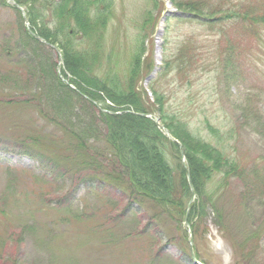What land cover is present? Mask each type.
Masks as SVG:
<instances>
[{
	"label": "rangeland",
	"instance_id": "obj_1",
	"mask_svg": "<svg viewBox=\"0 0 264 264\" xmlns=\"http://www.w3.org/2000/svg\"><path fill=\"white\" fill-rule=\"evenodd\" d=\"M15 1L31 24L0 0V264H235L237 245L244 264H264V0H92L109 14L102 41L74 35L91 76L159 102L184 165L187 145L164 120L200 161L219 159L204 146L230 160L201 194L188 170L181 202L134 198L101 114L106 91L90 104L66 87L74 22L45 0ZM30 29L55 34L56 47Z\"/></svg>",
	"mask_w": 264,
	"mask_h": 264
},
{
	"label": "trees",
	"instance_id": "obj_2",
	"mask_svg": "<svg viewBox=\"0 0 264 264\" xmlns=\"http://www.w3.org/2000/svg\"><path fill=\"white\" fill-rule=\"evenodd\" d=\"M92 3V0H45V4L53 8L57 17L61 20L69 19L74 22V26H71L73 35L68 33L70 39H67L61 46L65 65L64 75L65 72L70 75V83L77 85L80 92L88 97L87 100L90 104L102 99L101 94L98 93V90L102 89L106 91L107 97L113 103L110 107L105 108L106 110L100 111L102 116L109 121L107 136L116 151L115 158L119 163L117 170L118 172L120 170V174L125 178V184L133 190L136 199L142 200L140 196L143 194L148 201L164 200L172 197L171 199L181 202L183 199L185 200V196L191 193L190 183L186 175L189 170L195 191L199 194L203 193L205 188L203 184L204 176L207 177L210 175L211 170L228 164L230 160L222 156L223 154L219 152V148L204 146V149L208 150V152L204 150L206 154L216 152L215 155L219 156V159L208 161L214 163V165L200 161L202 156L193 147V142H189L188 137L178 130L174 123L164 120L163 123L171 133L178 137V140L185 141L184 143L187 145V160L184 165L175 141L163 134L154 118L139 114L140 112L150 113L154 108L160 111L158 101V103L156 101L152 102L147 97L145 98L146 91L138 89V87L137 90L135 86L133 88L135 94L132 86L131 94L126 93V87H122L114 79L108 80L110 74L103 79V82L94 75L91 76L93 65L89 62L88 55L84 54L82 56L76 49L74 41L77 42L78 38H75L74 35L83 32V37L86 39L93 42L102 41V38L100 35L97 36L96 32L97 30L102 32L105 29V22L108 20L107 15L109 14L106 13V10H101L100 7L99 10L93 9ZM29 21L31 24L30 18ZM38 34L53 43L57 40L54 37L55 34L45 32L42 29H38ZM89 79L97 84L96 91L87 86L88 83L91 84ZM66 87L74 91L70 85L67 84ZM118 111L121 112L118 113ZM37 142L39 140L34 143ZM30 146L32 147V144ZM168 155L173 157L172 162L169 161ZM174 162L177 163L176 167L179 171H174L176 168ZM153 209L155 210L154 217H156V212L161 209L157 205L153 206ZM196 213L195 210L191 212L190 216L194 217ZM215 217L220 230L224 229L223 216L216 211ZM237 247H235L234 252L235 264H244L243 254L240 253L238 245Z\"/></svg>",
	"mask_w": 264,
	"mask_h": 264
},
{
	"label": "water",
	"instance_id": "obj_3",
	"mask_svg": "<svg viewBox=\"0 0 264 264\" xmlns=\"http://www.w3.org/2000/svg\"><path fill=\"white\" fill-rule=\"evenodd\" d=\"M156 121H157V124L159 125V127H164V125L160 122V118L158 115H156Z\"/></svg>",
	"mask_w": 264,
	"mask_h": 264
},
{
	"label": "bare ground",
	"instance_id": "obj_4",
	"mask_svg": "<svg viewBox=\"0 0 264 264\" xmlns=\"http://www.w3.org/2000/svg\"><path fill=\"white\" fill-rule=\"evenodd\" d=\"M161 120V119H160Z\"/></svg>",
	"mask_w": 264,
	"mask_h": 264
}]
</instances>
